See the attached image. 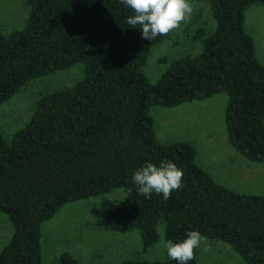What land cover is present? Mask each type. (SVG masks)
<instances>
[{
	"label": "trees",
	"instance_id": "trees-1",
	"mask_svg": "<svg viewBox=\"0 0 264 264\" xmlns=\"http://www.w3.org/2000/svg\"><path fill=\"white\" fill-rule=\"evenodd\" d=\"M215 20L195 32L201 51L174 58L152 82L144 70L150 48L168 35L142 38L127 24L134 12L120 0H26L21 28L0 27V103L31 78L83 64L72 85L42 94L30 119L10 137L0 132V211L12 233L0 264H40L42 223L66 202L123 187L104 217L107 228L138 230L143 250L160 237L186 232L227 242L247 264H264V192L238 191L215 179L186 139L158 138L153 105L174 106L227 94L228 143L264 160V63L245 29V10L264 0H204ZM171 160L184 172L171 198H146L132 180L146 162ZM195 259L188 264H195ZM60 264H80L68 251ZM107 264V263H97ZM116 264H179L170 257L124 258Z\"/></svg>",
	"mask_w": 264,
	"mask_h": 264
},
{
	"label": "rangeland",
	"instance_id": "rangeland-1",
	"mask_svg": "<svg viewBox=\"0 0 264 264\" xmlns=\"http://www.w3.org/2000/svg\"><path fill=\"white\" fill-rule=\"evenodd\" d=\"M194 8L190 22L181 24L164 40L151 46L144 70L154 82L176 57L201 51L195 37L198 27L212 29L215 20L204 0H189ZM26 0H0V27L4 33L21 28L28 16ZM245 29L253 36L255 48L264 63V5L252 3L245 10ZM83 74L78 62L31 78L12 97L0 103V132L5 137L23 126L31 117L38 98L49 91L72 85ZM227 94L223 91L177 105H153L157 136L162 141L186 139L195 145L197 161L221 183L246 192H264V160L246 158L228 143L224 123ZM125 196L123 187L110 192L64 203L42 223L40 264H60L58 256L68 251L80 264H116L124 258L167 259L163 246V227L159 239L147 250L141 246L138 230L115 231L107 228L104 217ZM12 224L0 211V248L7 243ZM205 237V236H203ZM207 247L209 251L203 249ZM195 264H247L227 243L205 237L197 249Z\"/></svg>",
	"mask_w": 264,
	"mask_h": 264
},
{
	"label": "clouds",
	"instance_id": "clouds-1",
	"mask_svg": "<svg viewBox=\"0 0 264 264\" xmlns=\"http://www.w3.org/2000/svg\"><path fill=\"white\" fill-rule=\"evenodd\" d=\"M130 8L134 15L128 17L127 24L139 28L142 38L153 40L160 35H168L178 30L181 24L190 22L194 8L189 0H120ZM184 172L171 160L161 161L159 166L146 162L142 168L135 171L132 176L137 191L146 198L152 194H162L164 200L171 198L173 191L183 186ZM186 239L179 243L172 240L163 242L167 255L179 261V264H188L195 259L196 249L200 248L205 239L199 231L186 232ZM203 251L209 249L205 247Z\"/></svg>",
	"mask_w": 264,
	"mask_h": 264
}]
</instances>
